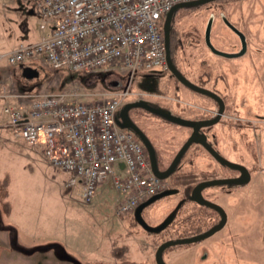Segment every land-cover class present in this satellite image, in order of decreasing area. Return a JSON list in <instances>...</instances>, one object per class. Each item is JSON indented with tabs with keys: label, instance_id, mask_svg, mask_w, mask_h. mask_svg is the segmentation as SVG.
<instances>
[{
	"label": "rangeland",
	"instance_id": "374dc122",
	"mask_svg": "<svg viewBox=\"0 0 264 264\" xmlns=\"http://www.w3.org/2000/svg\"><path fill=\"white\" fill-rule=\"evenodd\" d=\"M10 2L0 0V31L4 27L12 29V34L17 32V42L23 43L44 33L39 29L41 20L33 3ZM225 21L245 36L247 47L240 57L215 55L205 44L204 33L210 22L209 38L215 49L240 51L239 38ZM171 27L176 36L175 67L192 83L219 95L225 105L220 121L201 130L220 155L247 168L250 181L239 189L240 195V186H218L225 191L236 190L227 201H218L226 213L224 227L202 241L168 247L162 259L167 264H264V0H217L178 9ZM2 65L14 72L11 80L17 86L27 84V94L42 92L63 95L67 101L92 102L100 94L117 96L113 92L128 87L124 104L140 99L152 108L187 120H195L206 106L215 105L212 99L188 89L160 68L132 76L118 67L83 74L53 70L38 58L26 63L33 67L35 76L25 78L20 65L11 66L4 60ZM18 88L8 90L17 92ZM4 103L0 98V113ZM135 114L140 115L141 129L149 135L160 158L170 162L191 131L148 111ZM8 139L13 143L0 149V229H4L0 230V262L4 264H155L154 254L161 241L198 235L217 217L212 209L186 200L175 217V227L149 234L136 225L133 213L115 216L116 194L109 187L98 189L92 202L83 204L78 187H65L66 173L40 156L28 158L15 152L22 145L39 146L10 136ZM190 168L194 171L189 176L192 183L235 173L218 164L199 145L190 144L174 173L165 180L177 194L145 210L142 218L148 225L156 226L171 216L185 192L177 176ZM211 191L216 189L206 190ZM8 207L15 210L11 219Z\"/></svg>",
	"mask_w": 264,
	"mask_h": 264
},
{
	"label": "built area",
	"instance_id": "2783aa9c",
	"mask_svg": "<svg viewBox=\"0 0 264 264\" xmlns=\"http://www.w3.org/2000/svg\"><path fill=\"white\" fill-rule=\"evenodd\" d=\"M27 1L34 4L44 33L35 43L0 53V62L24 65L41 58L53 70L95 74L118 67L132 76L167 70L162 17L177 4L197 0ZM127 94L124 89L92 102L32 95L28 104L3 108L0 130L39 146L42 158L68 175L66 186L80 189L84 204L109 187L116 194L114 214L121 217L166 189L140 140L116 123Z\"/></svg>",
	"mask_w": 264,
	"mask_h": 264
},
{
	"label": "water",
	"instance_id": "95a60500",
	"mask_svg": "<svg viewBox=\"0 0 264 264\" xmlns=\"http://www.w3.org/2000/svg\"><path fill=\"white\" fill-rule=\"evenodd\" d=\"M214 1H217V0H197V1L187 2V3H181V4H177V5L173 6L164 17L162 32H163V38H164V44H165L166 63H167L168 71L183 86L187 87L188 89H190V90H192L198 94L204 95V96L209 97L210 99L214 100L217 103V112H216L215 116L210 118V119L187 120V119H182L180 117L165 113V112L157 110L155 108H152L144 102L136 101L133 103L126 104L122 108L120 115H119V119L117 120V123L121 128L132 130L136 134V136L140 139V141L143 143V145L145 146L147 153H148V157H149V160L151 163L152 172L156 177H158L160 179H167L175 171L179 160L181 159L185 150L190 146V144L199 145L218 164H220L226 168L239 171V173H240L239 177H237V178L209 179V180L201 181L193 187L189 199L192 202L196 203L197 205H201V206L207 207L209 209L215 210L220 215V221L217 225H215L211 229H209L205 232H202L198 235H194L191 237H185V238L171 239V240H168V241L161 243L157 247V249L155 251V255H154V260H155L156 264H165L163 259H162V252L165 249H167L168 247L177 246V245H184V244H192V243L202 241V240L212 236L215 232L221 230L224 227V225L226 223V214H225L223 208L221 206H219L218 204L211 202V201H208L205 198H203L202 191L204 189L209 188V187L222 186V185H244L250 181V173L244 165L231 162L228 159L224 158L210 145V143L207 141L206 135L204 133L200 132L201 129L211 127L220 121V119L223 115V112H224V107H225L223 100L216 93H214V92H212L206 88L197 86L196 84L192 83L187 78H185L181 74V72H179V70L175 67V65L173 64L172 59H171L170 28H171V21H172L174 13L178 9H191V8L198 7L201 5H205V4L214 2ZM225 24L238 36L239 41H240V51H238L237 53H225V52H222V51L215 49L211 45L210 38H209L210 28H211L210 22L207 23L205 33H204L205 44L209 48V50L212 53H214L215 55L225 57V58L240 57L245 53L246 47H247L245 36L239 30H237L234 26H232L230 23H228L227 21H225ZM21 70H22V75L25 78H32L35 76V70H33L29 67H21ZM133 108L144 109L148 112L154 113L155 115H158L162 118H165L166 120H169L176 125L185 127L191 131L190 135L186 139L185 143L180 147V149L177 151V153L173 157L170 165L164 171H159L157 169L156 162H155L154 150H153L151 143L147 139V137L134 124H132L129 121V119L126 115L127 114L126 112L129 109H133ZM174 192L175 191L171 190V189L162 191V192L150 197L146 201L142 202L135 209V211H134L135 221L144 231H146L148 233H152V234H157V233H160L170 223L172 217L168 216L160 224H158L156 226H150L143 220V218L141 216V212H142L143 208L151 205L153 202L159 200L162 197H166V196L174 194Z\"/></svg>",
	"mask_w": 264,
	"mask_h": 264
},
{
	"label": "crops",
	"instance_id": "0c3cea01",
	"mask_svg": "<svg viewBox=\"0 0 264 264\" xmlns=\"http://www.w3.org/2000/svg\"><path fill=\"white\" fill-rule=\"evenodd\" d=\"M9 1H11L10 3L14 4L12 2L14 0H9ZM2 4L4 5L5 3H2ZM3 9H5V8H3ZM29 13H32V11L30 10ZM11 30L12 29H10L8 27H4L3 30L0 31V53L9 52V51L13 50L15 47H17L20 43H23L21 41L17 42V37L15 36V35H17V32H15V34H12ZM42 34L43 33H40L36 37L34 36L33 38H31L30 41L25 42L24 44H31V43L37 42L39 40V38L42 36ZM24 67H29L31 69L33 68V67L29 66V65L28 66L25 65ZM10 68H11V66H8V69H10ZM21 72H22V70H21ZM13 73L14 72H12V71L10 72L9 70H7L4 67V65L0 66V91H1L0 92V98L5 100L3 108L5 106H9V105L10 106H19L22 103H24V104L27 103L28 104L31 101L30 97L32 95L42 94V92L27 94L26 90H25L27 88V84H22L21 86H17L16 83L14 81H12L14 79V74ZM11 87H19V88H18L17 92H13V91H9L8 90ZM1 93H2V95H1ZM24 96H28V97L27 98H23ZM3 108H2V113H0V120H1L0 125L4 124ZM214 109H216L214 104H213V106H210V105L206 106L205 109H204V111H205L204 115H198V117L195 120L203 119V118H206V116H210L209 112L211 110H214ZM8 136H10V138L12 140H14V138L10 135V132L7 131L6 129L2 128L0 130V149H3L5 147L4 145L10 146L13 143L12 141H10L8 139ZM15 140H18V139H15ZM21 148L22 149H17L15 152L18 153V154H23L24 156H27L28 158L30 156H31V158L32 157H36V156H40L41 157L40 148L37 149V148H34V147H27L26 145L25 146L22 145ZM228 198L230 199V196L226 197L224 199V196L221 195L219 197L218 201H220V200L221 201H223V200L227 201ZM227 203L229 204V205L228 204L227 205L230 206V202H227ZM237 204H238V202H236L235 206ZM14 214H15V210L13 209V207L12 208L8 207V215H9L8 218L9 219L13 218ZM28 214L30 215L31 213H28ZM31 220H32V218L30 217V221ZM15 222H16V224L20 225L18 219H16ZM0 230L3 231L4 229L1 228ZM2 245H4V243ZM0 264H4V262H0Z\"/></svg>",
	"mask_w": 264,
	"mask_h": 264
},
{
	"label": "flooded vegetation",
	"instance_id": "af4514ba",
	"mask_svg": "<svg viewBox=\"0 0 264 264\" xmlns=\"http://www.w3.org/2000/svg\"><path fill=\"white\" fill-rule=\"evenodd\" d=\"M138 101H141L140 99L138 100ZM128 103H129V101H128ZM127 104V103H126ZM126 104H123L122 105V107L118 110V112H117V115H116V119H119V115H120V112H121V110H122V108L126 105ZM215 108L216 109H214L215 110V112H213V110H211L209 113H210V116H206V118H203V119H210V118H212V117H214L215 116V113H216V111H217V106H215ZM139 110H143V111H146V110H144V109H141V108H133V109H129L126 113V115H127V117H128V119H129V121L132 123V124H134L146 137H147V139L149 140V142L151 143V145H152V147H153V150H154V155H155V162H156V167H157V169L159 170V171H164L165 169H167V167L170 165V163H171V161L169 162V161H165V162H163V160L164 159H162V157L160 158V156H159V154L157 153V151H156V146L154 145V143L152 142V140H150V138H149V135L147 134V133H144V131L141 129V124H140V121L139 120H141V118H140V115L139 116H137L136 114H135V112L137 113V111L139 112ZM147 112V111H146ZM204 113H205V111L203 112V114L202 115H204ZM175 156V155H174ZM173 156V157H174ZM173 159V158H172ZM149 162H150V160H149ZM167 165H165V164ZM151 164V163H150ZM164 165L166 166V167H164ZM229 169V168H228ZM232 171H234L235 173H233L232 175H230L229 174V176H224V177H219V176H215V178H237V177H239V175H240V173H239V171H236V170H233V169H231ZM172 175V174H171ZM169 178V177H168ZM215 178H212V179H215ZM211 179V178H210ZM209 180V179H208ZM203 181H205V180H203ZM199 182H201V181H198V182H196L195 183V185L197 184V183H199ZM194 185V186H195ZM244 185H246V184H244ZM244 185H233V186H240V187H238V189H237V191H238V193H237V195L239 194H241L240 193V188L241 187H243ZM193 186V187H194ZM193 187H192V189H193ZM216 189V191H217V189H221V190H219V191H211V192H209V193H207L206 192V190L207 189ZM166 189H171V188H168L167 186H166ZM192 189L189 191V194L188 195H186L187 194V190L185 189L184 191V193H183V197H181V198H179V200H178V202L176 203V205L174 206V208H173V210L171 211V212H173V213H170L171 214V217H172V219H171V221H170V223L162 230V231H164L165 229H167V228H171L172 226H176L175 225V223L174 222H176V220H175V217H176V215H177V213L179 212V209L183 206V204L185 203V201L186 200H190L189 198H190V194H191V191H192ZM235 189H234V191H225V190H223L222 188H219L218 186H215V187H209V188H206V189H204L203 191H202V196H203V198H205L206 200H208V201H211V202H214V203H216V204H218L219 206H221L222 207V204H220V203H218V199H219V197L221 196V195H223V196H226V197H229L230 196V198L233 196V195H235ZM174 194H177V193H174ZM242 196V195H241ZM163 198H166V197H162V198H160L159 200H162ZM234 198V197H233ZM239 199V198H238ZM238 199H237V202H238ZM159 200H157V201H159ZM157 201H155V202H157ZM191 201V200H190ZM155 202H153L151 205H153V204H155ZM228 204V203H227ZM151 205H149V206H147V207H145V208H143V210H142V212H141V216L142 217H144V212H145V210L148 208V207H150ZM229 205V204H228ZM224 210V209H223ZM212 211H214L216 214H217V217H215L214 219H213V223L208 227V228H206V230L205 231H207V230H209V229H211L212 227H214L215 225H217L218 223H219V221H220V215L215 211V210H213L212 209ZM225 212V211H224ZM169 213H168V215H170ZM226 214V213H225ZM209 217H210V215H209ZM165 219V218H164ZM227 219V218H226ZM137 225V224H136ZM141 228V227H140ZM143 230V229H142ZM178 229H176V230H170L169 229V232H174V231H177ZM144 231V230H143ZM204 231V232H205ZM146 232V231H145ZM218 232V231H217ZM148 233V232H147ZM202 233V232H201ZM216 233V232H215ZM214 233V234H215ZM149 234H151V233H149ZM190 236V235H189ZM189 236H187V237H189ZM191 237V236H190ZM177 238H185V237H172V238H169V239H165V240H163V241H161V243H163V242H165V241H168V240H171V239H177ZM160 243V244H161ZM159 244V245H160ZM158 245V246H159ZM174 247V246H173ZM155 262V261H154ZM165 264H167L166 262H164ZM156 264V263H155Z\"/></svg>",
	"mask_w": 264,
	"mask_h": 264
},
{
	"label": "trees",
	"instance_id": "16d2710c",
	"mask_svg": "<svg viewBox=\"0 0 264 264\" xmlns=\"http://www.w3.org/2000/svg\"><path fill=\"white\" fill-rule=\"evenodd\" d=\"M163 18L164 17H162V20H163ZM175 40H176V36H175V33L173 32V28L171 27L170 28V51H171V59H172V61L174 60L173 51H174L175 43H176ZM173 63H174V61H173ZM214 103H215V106H217V103L215 101H214ZM200 132L206 134V132L203 131V130H200ZM207 141H208V139H207ZM213 148H214V146H213ZM192 173H194V171L190 168V169H187V171H181V172H179V174H181V175L177 176L179 178V181H178L179 185L184 186V189H186L188 191V193L192 189V187L195 185V183H192L189 180V176L192 175ZM187 181H188V183L186 185L185 183Z\"/></svg>",
	"mask_w": 264,
	"mask_h": 264
}]
</instances>
